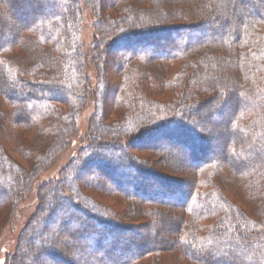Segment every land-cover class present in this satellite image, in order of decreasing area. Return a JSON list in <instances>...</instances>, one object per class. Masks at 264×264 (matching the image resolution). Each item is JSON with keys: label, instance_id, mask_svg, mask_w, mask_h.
<instances>
[{"label": "trees", "instance_id": "1", "mask_svg": "<svg viewBox=\"0 0 264 264\" xmlns=\"http://www.w3.org/2000/svg\"><path fill=\"white\" fill-rule=\"evenodd\" d=\"M79 1L0 0V232L88 100ZM85 5L100 73L90 142L39 190L6 264H264V0ZM211 133L224 135L219 155L206 154ZM159 140L189 150L187 185L133 154L151 147L165 166ZM124 169L152 186L111 184ZM124 220L145 222L144 235Z\"/></svg>", "mask_w": 264, "mask_h": 264}, {"label": "rangeland", "instance_id": "2", "mask_svg": "<svg viewBox=\"0 0 264 264\" xmlns=\"http://www.w3.org/2000/svg\"><path fill=\"white\" fill-rule=\"evenodd\" d=\"M80 9H81V30H80V38L83 44V51L86 55L85 59V74L88 77V89L89 93L88 94V100L85 103L83 107H81L77 113H76V118H75V127H74V133L72 140L69 143V146L65 148L59 155H57L53 160L50 162V164L43 170L39 171L36 178L31 182L30 188L26 194H24L21 199L14 205L13 212L11 216L9 217V220H7L6 223H4L1 226V232H0V264H6L7 260L14 256L16 252L18 251V246H19V240L21 235L24 233L25 229L29 225L30 221L33 219V217L36 215L37 210L39 208V190L48 184L56 183L59 181L60 174L62 171L78 156L79 152L82 151L84 148L88 146V143L90 142V134H89V124L90 121L95 113V107H94V98L95 94L94 92L96 91L97 88V77L99 76V67L98 63L95 62L94 58V52H96L95 49L96 47H93V42L95 39L98 38V34L96 32V23H97V16L94 15V12L90 11L86 5H85V0H80ZM97 35H96V34ZM209 33L207 30H202L200 34L198 35L200 38H205L208 36ZM114 52V51H112ZM115 53H112V56H115ZM98 67V68H97ZM108 106V105H107ZM104 110L108 112V107H105ZM204 114V113H203ZM105 123H112L115 121V117L112 115L106 116L104 118ZM222 123L223 120H219V126L220 129L222 128ZM224 130L221 129V132ZM212 133L210 135H206L207 140L209 141V150H206V154L210 153L211 155L220 154V147L219 143L221 142L222 138L224 135L222 134L219 136L217 139L211 137ZM210 136V137H209ZM124 145H128V140L126 139ZM167 143V144H166ZM157 144V142H156ZM165 140L164 142L158 143V147L161 148L164 152H167L170 154L167 156L169 158L168 161H170L168 164L173 167L170 168L166 165L165 166L161 165L163 162H166L165 159L162 160L158 156L152 155L148 148H139V151L133 152V154L138 157L140 160H147L149 162V165L145 168L150 169L154 173H159V175H163L165 177L175 179L177 180L178 184H184L187 185V181L189 180L188 178L191 176L193 173V168L195 167L191 160H190V154L189 150L186 149L184 145H171ZM156 146V145H155ZM177 149L176 152L173 150ZM133 151V150H132ZM192 154V153H191ZM171 156V157H170ZM12 157L17 160L18 162L23 161L20 159L18 155L13 154ZM116 159H114L115 161ZM152 164V165H151ZM196 165V164H195ZM150 166V167H149ZM27 167V166H26ZM28 168V167H27ZM129 169H124L123 172H116V170L109 175L110 179L108 178L109 182H118L119 184L126 185L123 187L124 190H130L128 185H132L135 182L139 181L143 186H152L151 182H147L146 180L144 181L142 178H134L135 176L132 174V176L125 175ZM191 171V172H190ZM190 172V173H188ZM79 176L82 175L80 170L77 172ZM99 174V173H98ZM133 177V178H131ZM103 178V179H102ZM99 179L100 180H105L107 178L100 176L99 174ZM107 180V181H108ZM112 184V183H111ZM160 184V183H159ZM162 184V183H161ZM238 187V185H236ZM234 186L233 184L231 185L230 188H233L235 191L237 187ZM170 188V185H160L161 190H166L167 188ZM236 187V188H235ZM116 198V197H115ZM117 199V198H116ZM50 199L48 201L50 202ZM104 204L111 205L113 206V197L110 198H103L102 201ZM181 204V201H180ZM179 205V203L177 204ZM115 210L116 207H115ZM4 218V212L1 211L0 213V223L3 221ZM122 225L129 226V225H135L139 226L136 227L138 231L144 235L142 231V226L144 225L145 222L143 221H137L136 223L132 220H124L121 221ZM128 235L129 237L131 236L130 233L125 234ZM37 237V235H33V238ZM113 241L119 240V238H116L115 240L112 239ZM121 243L124 241L119 240ZM109 240H106V243H108Z\"/></svg>", "mask_w": 264, "mask_h": 264}]
</instances>
